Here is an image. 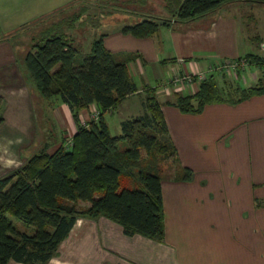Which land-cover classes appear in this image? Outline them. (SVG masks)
I'll return each mask as SVG.
<instances>
[{
	"label": "crops",
	"instance_id": "0c3cea01",
	"mask_svg": "<svg viewBox=\"0 0 264 264\" xmlns=\"http://www.w3.org/2000/svg\"><path fill=\"white\" fill-rule=\"evenodd\" d=\"M66 1L0 0V98L4 100L0 178L22 167L46 145L50 153L55 152L78 130L74 113L60 97L48 98L44 111H38L33 79L26 74L23 56L33 42L29 38L31 45L26 47L21 41L30 32L24 25L50 16L65 7ZM149 2V9L138 15L140 20L114 24L100 14L95 18L96 26L81 19L76 27L64 28L81 51L82 38L77 41L71 36L79 30L96 39L103 36L106 49L119 58L132 56L128 70L138 92L107 113L120 112L117 134L112 136L122 135L124 121L145 114L144 90L166 83L175 73L207 71L221 61L248 56L260 61L234 76L216 79L227 101L207 105L200 113H183L175 105L178 94L193 96L200 83L179 93L156 92L179 163L194 173L191 181H180L176 175L163 177L164 242L128 236L121 225L105 217L79 219L61 246L62 261L264 264V93L232 103L239 99L240 90L264 84V3L236 1L191 21L167 20L169 25L161 26L151 37L125 33V27L145 20L161 22L154 13L158 8L167 10L166 0ZM92 110H99L98 105L79 113L81 124L89 120ZM42 122L46 138L35 141Z\"/></svg>",
	"mask_w": 264,
	"mask_h": 264
},
{
	"label": "trees",
	"instance_id": "16d2710c",
	"mask_svg": "<svg viewBox=\"0 0 264 264\" xmlns=\"http://www.w3.org/2000/svg\"><path fill=\"white\" fill-rule=\"evenodd\" d=\"M236 1L264 0H166L180 21H191ZM66 10V9H65ZM53 16L61 15L62 9ZM88 7L73 18H62L32 38L24 62L40 94L60 97L79 127L73 146L62 143L53 153L48 145L25 164L0 178V264H50L60 256L63 242L79 219L105 217L128 236L141 235L162 243L165 212L162 196L163 165L173 159L176 179L191 181L194 173L183 168L170 140L168 126L156 91L145 92L144 115L122 123L121 136L111 135L105 114L138 92L128 70L132 56L124 59L106 49L103 36L93 41L84 56L64 32L74 28ZM91 20V19H90ZM84 22H86L84 20ZM167 21L145 20L123 29L136 37H151ZM248 64L259 62L254 56ZM214 76L200 85L193 96L178 94L175 105L183 113H200L207 105L227 101ZM235 102L264 93V84L240 90ZM4 100L0 98V126ZM96 104L100 119L89 127L79 113ZM88 203L85 209L78 204ZM21 222L23 231L18 223Z\"/></svg>",
	"mask_w": 264,
	"mask_h": 264
},
{
	"label": "rangeland",
	"instance_id": "374dc122",
	"mask_svg": "<svg viewBox=\"0 0 264 264\" xmlns=\"http://www.w3.org/2000/svg\"><path fill=\"white\" fill-rule=\"evenodd\" d=\"M149 1L150 0H67L66 1L67 5L65 4V7L60 8V10L62 9L61 12H64L63 14H61V15L57 14V16H53V14L55 12L56 13L58 12L57 10L56 11L54 10L55 12H53L50 16L44 15V16L38 17L37 21L35 19V21L32 22L31 24L24 25L25 27L23 29L30 28V29H28V31L30 30V32L28 34L26 33L25 36H23L24 38H22V40H21L22 45L26 46V47H30L31 41H28L29 38L39 36L43 30L49 28L51 26V24L56 23L57 20H60L62 18L66 19V18L75 17L77 14H79L81 12L82 7H85V6L88 7V11L84 14L82 19L85 20L86 22H88V24L90 23L91 26H96L95 25V22H96L95 18L100 14L105 16L107 18V20H109L111 22L114 21V24H120V23L126 24L127 22H130L133 20H140V19H138V15H140V13H142V12H146L149 9V4H148V3H150ZM151 1H154V0H151ZM97 5L99 6L100 9H97L94 7ZM156 11H157V13H154V14H155V16H158V19H160V21L178 19L177 14H174V12H175L174 9L172 11H168V10L164 11L163 8H158V9H156ZM77 25H79V24L77 23L76 26ZM82 32L83 31H81V30H79L78 32L77 31L72 32L71 36L77 37V41L79 40V38L80 39L82 38L79 42L83 46L82 53L84 56H86L90 53L92 42L96 38L92 37L91 33H88V32L82 33ZM15 38H17V37H14L12 40H14L16 42L18 39H15ZM29 50L30 49H28L27 52ZM25 53L26 52H24L23 56L25 55ZM21 56L22 55H20V57ZM26 74L28 75V77H30L28 70H27ZM31 81H32V79H31ZM32 83H33V89H34V99H35L34 102L36 103V107H37L38 111H42V109L44 111V108L46 107V105L49 102L47 100L48 98L43 97L40 94V92L38 91L35 83L33 81H32ZM119 114H120V112H115L114 114H107L106 115V119L108 120V123L110 125L112 135L117 134L118 121L120 118ZM43 124L44 123L42 122L40 130L37 131L35 141L37 139L39 140L42 136H44V134L42 133V131H44ZM174 167H175V163H174L173 159H169L168 161H166L162 167L163 177L164 178L174 177L175 173L177 172L176 168H174ZM86 207H88V204L85 202H81L78 204L79 209H85ZM18 225H19L21 230L32 232L31 230L25 229L22 226L21 222H19ZM74 246H77V245H74ZM62 249L63 248H61V250H60V256L58 257V259L56 258L59 261H55L54 264L55 263L56 264H63L64 263L62 261L63 254H64V253H62L63 252ZM90 262H88V264L89 263L90 264H102L99 261L98 262L90 261ZM64 264H68V263H64Z\"/></svg>",
	"mask_w": 264,
	"mask_h": 264
},
{
	"label": "built area",
	"instance_id": "2783aa9c",
	"mask_svg": "<svg viewBox=\"0 0 264 264\" xmlns=\"http://www.w3.org/2000/svg\"><path fill=\"white\" fill-rule=\"evenodd\" d=\"M248 62L245 59L238 60H224L213 67L209 68L207 71H194L186 74L175 73L166 83L162 85H155L153 90L161 93H179L182 92L187 86L192 84H201L208 80L211 75L215 78L221 76H234L239 70L245 69L248 66ZM100 119V111L92 110L89 120L82 123L84 127H89L91 122H96ZM67 147L73 146V138L69 139L66 143Z\"/></svg>",
	"mask_w": 264,
	"mask_h": 264
}]
</instances>
